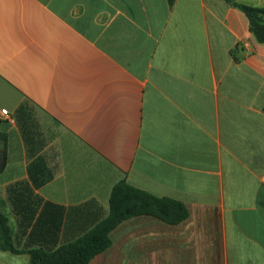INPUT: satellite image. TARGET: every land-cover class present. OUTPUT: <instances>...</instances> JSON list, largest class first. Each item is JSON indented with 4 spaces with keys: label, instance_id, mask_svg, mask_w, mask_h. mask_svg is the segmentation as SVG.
I'll return each instance as SVG.
<instances>
[{
    "label": "crops",
    "instance_id": "obj_1",
    "mask_svg": "<svg viewBox=\"0 0 264 264\" xmlns=\"http://www.w3.org/2000/svg\"><path fill=\"white\" fill-rule=\"evenodd\" d=\"M1 133L0 264L80 238L122 180L189 218L126 220L91 264H264V44L224 0H0Z\"/></svg>",
    "mask_w": 264,
    "mask_h": 264
},
{
    "label": "trees",
    "instance_id": "obj_2",
    "mask_svg": "<svg viewBox=\"0 0 264 264\" xmlns=\"http://www.w3.org/2000/svg\"><path fill=\"white\" fill-rule=\"evenodd\" d=\"M234 8L244 12L250 22V32L257 42L264 44V7H253L237 0H224ZM236 58V57H235ZM237 59V58H236ZM8 136L0 134V151L6 154ZM0 202V248L15 254L14 230L8 215ZM150 216L168 225H178L189 218V212L181 202L159 198L146 191L129 185L126 180L118 182L110 196V213L88 232L75 241L64 244L54 251L32 249L27 251L29 264H91L98 255L113 245L111 234L124 221L135 217Z\"/></svg>",
    "mask_w": 264,
    "mask_h": 264
},
{
    "label": "rangeland",
    "instance_id": "obj_3",
    "mask_svg": "<svg viewBox=\"0 0 264 264\" xmlns=\"http://www.w3.org/2000/svg\"><path fill=\"white\" fill-rule=\"evenodd\" d=\"M114 251H115V254H117L118 255V257H117V259L115 260L116 262H118L119 263V255L122 253L123 254V242H122V240H120L119 239V237L118 236H115L114 237ZM122 260V259H121ZM136 261H141L142 263L143 262H148L149 264H153L154 263V261H155V259L154 258H145V259H143V258H139V259H135ZM213 260V264H221V262H220V257H218V258H213L212 259Z\"/></svg>",
    "mask_w": 264,
    "mask_h": 264
},
{
    "label": "built area",
    "instance_id": "obj_4",
    "mask_svg": "<svg viewBox=\"0 0 264 264\" xmlns=\"http://www.w3.org/2000/svg\"><path fill=\"white\" fill-rule=\"evenodd\" d=\"M2 115L7 116L8 117V111L7 110H2Z\"/></svg>",
    "mask_w": 264,
    "mask_h": 264
},
{
    "label": "water",
    "instance_id": "obj_5",
    "mask_svg": "<svg viewBox=\"0 0 264 264\" xmlns=\"http://www.w3.org/2000/svg\"><path fill=\"white\" fill-rule=\"evenodd\" d=\"M3 161L0 159V169L2 167Z\"/></svg>",
    "mask_w": 264,
    "mask_h": 264
}]
</instances>
